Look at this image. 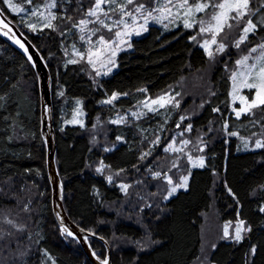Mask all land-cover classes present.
I'll list each match as a JSON object with an SVG mask.
<instances>
[{"label":"trees","instance_id":"16d2710c","mask_svg":"<svg viewBox=\"0 0 264 264\" xmlns=\"http://www.w3.org/2000/svg\"><path fill=\"white\" fill-rule=\"evenodd\" d=\"M51 1L19 0L24 11H13L5 0L0 6L49 67L64 204L92 234L97 257L106 260L110 249L112 264H264V147L238 150L241 135L264 145V105L237 117L230 96L238 58L264 40V0H250L239 22L229 20L223 51L209 55L198 25L152 24L98 80L87 60L69 63L65 53L69 42L79 41L74 25L85 18L90 0H55L54 27L30 28L33 8ZM201 1L211 11L221 0ZM249 19L257 27L237 47ZM169 90L178 94L176 107L111 121L143 97ZM114 93L120 95L113 102H103ZM77 101L83 123L64 124ZM41 107L34 65L0 35V264H93L57 225ZM189 127L182 150L163 149ZM190 157H204L203 166L192 167ZM188 174V186L167 196L169 178L177 184ZM209 215L214 219L206 220ZM237 219L246 222L247 233L225 239L222 224ZM205 220L219 226L215 237L205 231Z\"/></svg>","mask_w":264,"mask_h":264},{"label":"rangeland","instance_id":"374dc122","mask_svg":"<svg viewBox=\"0 0 264 264\" xmlns=\"http://www.w3.org/2000/svg\"><path fill=\"white\" fill-rule=\"evenodd\" d=\"M84 1L86 2L88 0H84ZM148 1H151V2L149 3ZM180 2L181 0H171V3H169L168 0H147V2L146 0H135L134 4L128 5L127 7V11L133 13L132 16H128V15L121 16L119 12H116V13L108 12V16L111 18L110 20L105 18L102 12L99 13L101 18L105 19L106 22H108L110 25H111V21L122 19L126 23L127 27H125L124 23L113 27L112 31H109L108 29H105V28H100L99 24H92V23H89L83 31H81V28L78 27L80 38H79V41L69 42V45L66 46L67 49L65 53L67 55V60L69 61L87 60L89 62V58H90L91 63L89 62V64L95 70V77L93 78L95 80H98L99 77L107 76L117 68L118 54L121 51L130 48L132 45L131 40L134 37H139L143 35L144 33H146L150 25L158 24L166 29H170V28H174L178 26L179 24L185 25L186 21L188 23H191L192 26L198 25L199 31L197 35H198L200 44L205 48V50L208 53H211L212 55L216 51L220 52L218 50L220 44L223 43L225 45L224 40L221 37V34L222 36H224L226 26L223 27L222 31H220L218 30L216 22L212 20L213 14L219 12L220 9L214 7L211 11H205L206 10L205 8L203 11L196 12L193 10L191 14H187L186 8L177 7V5ZM223 2L224 0H221L220 2L215 3V5H218ZM9 3L12 5L11 7L12 9L18 7L17 9L20 11L26 10V8L22 6H17L19 3V0H9ZM94 3H95V0H90V3L88 2L87 12L89 9H91L94 6ZM117 3H120V0H117ZM139 3L145 4L147 11L136 12L135 7H136V4H139ZM188 3L194 9L196 4L205 3V2L201 0H196V2L188 0ZM48 4H46L45 6H36L33 8L34 10L30 12L32 16L34 17L31 25L35 27H44L46 26L48 20L52 21L50 13L51 14L54 13V8L49 9L47 7ZM206 4H209V3L206 2ZM7 5L9 4L7 3ZM101 7L103 11H108L109 9L108 4H102ZM165 7H167L168 11H164ZM153 9H156V11H153ZM148 12H151L152 16L156 17V19L150 18L148 19L147 24H145L144 18L145 16L148 15ZM231 15H235V13H232ZM84 19L95 20V17L85 16ZM200 21H203L204 23L201 24ZM141 25H143V29L141 28ZM95 28H100V31L95 32V34H93V29ZM202 28H207L209 30L202 31L201 30ZM117 31L121 32V36L117 37L115 35ZM249 34L250 32L247 34V37ZM242 35H244L243 30H242ZM81 36L84 37L83 40L81 39ZM100 36L104 37L106 43L104 44L97 43ZM213 36H215L216 43H212ZM205 42H207V45ZM261 45H264V40L250 47V49L246 53L241 55V57L238 58L237 61L242 60L244 57H248L246 61L247 65L257 64V66H259L261 63H264V61H261L259 59L260 57L264 56V48L260 47ZM225 48H226V45L224 49ZM252 49H255V51H252ZM113 52H115V55L112 54ZM245 71H246L245 65L236 64V68L234 71L235 78H234V75H232V78H231L230 96H231V102H232L233 111L235 115H236V112L240 111L242 108L246 107L254 99H256V90L245 86V83L254 82L252 76L241 75V73ZM114 94H115V98H117L120 95L119 93H114ZM161 97L164 98L163 101H160ZM109 101L111 102L114 101L113 95L103 100V102H109ZM178 104H179L178 94L172 90L164 92L163 94L158 95L157 97H152V96L147 95L143 97L136 104L135 107L116 113L114 116L111 117V121L114 123L127 122L132 118L134 119L140 118L144 116L145 114L151 111L158 110L159 108H162L164 106L172 105L173 107H176ZM64 120H63L64 124L65 123H72V124L83 123L84 113L82 109V103L80 101H77L76 106L73 110L72 116L66 119L64 118ZM189 130H190V127L187 130L185 128L184 129L181 128V130L178 133L179 135H177L178 137H175L174 140H172L163 149L167 151L169 154L182 150L183 147L189 142V140L185 137L186 132H188ZM234 133L238 136L240 135L238 131H234ZM180 134H182V136ZM182 137L186 139L181 141L180 139H183ZM257 142L263 145V140L261 138L252 140L248 136L241 135L239 144H238V150L246 151L250 149L260 148V147H257ZM190 158H191L192 167L201 165V160L204 163V157H197V158L190 157ZM189 176L190 174L186 176L187 177L186 181H185V176L182 177L179 181V184L178 183L175 184L176 185L175 187L171 185L172 188L173 187L176 188V191L172 192V188L170 187V191H168L167 195L169 196L170 193L171 195L176 193L178 189L186 188L188 186ZM171 183L172 182H170V184ZM210 217L214 218V215L209 216V219H211ZM206 225H208L209 227L206 226L205 231H209L210 228L213 230L217 227L219 228L217 224H215L214 227L212 228L211 226L213 225L211 224V222L207 223ZM222 225H223L224 238L227 240H237L236 236L238 233H239L240 239H242L249 229V227H247V224L243 219H237L234 222L227 221ZM226 231H227V235L225 234ZM243 231L245 232L243 233ZM205 246H206V243H205ZM202 261H200V263Z\"/></svg>","mask_w":264,"mask_h":264},{"label":"snow or ice","instance_id":"6c2138e0","mask_svg":"<svg viewBox=\"0 0 264 264\" xmlns=\"http://www.w3.org/2000/svg\"><path fill=\"white\" fill-rule=\"evenodd\" d=\"M168 2L171 3V0H168ZM5 3H8L9 7H12V5L9 3V0H5ZM134 3H135V0H120V3H117V0H95L94 6L91 9H89L88 12L86 13V16L95 17V20L81 19L79 21L78 25H74V27H80L81 31H83L89 23L99 24L100 28H105V29H108L109 31H112L113 27H115L119 24H122V23H124L125 27H127L126 23L122 19L121 20H113V21H111V25H110L108 22H106L105 19L101 18L99 13L102 12L103 16L109 20L111 18L108 16V12H113V13L119 12L121 16H125V15L132 16L133 13L127 11V7H128V5H132ZM249 3H250V0H224L223 3H220L218 5H213V7L220 9L219 12L213 14V16H212V20L216 22L218 30L222 31L224 26L231 27L232 25L228 23L229 19L236 20L237 22H239V20L242 19L246 15V12L249 10ZM102 4H108L109 5L108 11H103V9L101 7ZM208 6L209 5L206 3H199V4H196L195 8L193 9V7L189 5L188 0H181V2L177 5V7L186 8L187 14H191L193 12V10L196 12L203 11ZM47 7L49 9L54 8L55 7V0H52V2L47 5ZM15 10L16 9L13 8V11H15ZM135 11L136 12L147 11L145 4H143V3L136 4ZM153 11H156V9H153ZM164 11H168L167 7H165ZM232 13H235V15H231ZM50 15H51L52 20L57 18L55 16V14L50 13ZM150 18L156 19V17L152 16L151 12H148V15L145 16V18H144V23L147 24L148 19H150ZM68 19H71V17H68ZM200 23L203 24L204 22L200 21ZM262 23H264V21H262ZM29 27L33 28V30H34L33 25H29ZM46 27H49V28L54 27L53 24L51 23V20H48ZM185 27H192V24L188 23L186 21ZM256 27H257V25L254 24L251 19H249L247 21V25L243 28L244 35H242L240 40L237 41L236 46L239 47L240 43L243 42L247 38V34L249 32L255 31ZM100 28L93 29V34H95V32L100 31ZM141 28L143 29V25H141ZM201 30L202 31H208L209 29L202 28ZM125 34H127V33H125ZM115 35L117 37H119V36H121V32L117 31L115 33ZM81 39L83 40L84 37L81 36ZM17 43H20V42L17 41ZM97 43L104 44V43H106V41H105L103 36H100ZM205 43L207 45V42H205ZM212 43H216L215 36H213ZM20 46L22 48L24 47L23 44H21ZM224 47H225V45L223 43H221L218 50L223 51ZM260 47L264 48V45H261ZM25 51H27V49H25ZM252 51H255V49H252ZM112 54L115 55V52H113ZM209 55H211V53H209ZM247 59H248V57H244L242 60L237 61V64L245 65L246 71L241 73V75H247V76L253 77L254 82L253 83H245V86L248 88L256 90V99H254L250 104H248L246 107L242 108L240 111L236 112L237 117H239L242 113H247V112L251 111V109H253V108L260 107V106L264 105V63H261L259 66H257V64L247 65L246 64ZM259 59L261 61H264V56L260 57ZM76 62L77 61H75V60L69 61V63H76ZM89 62L91 63L90 58H89ZM97 74H99V73H97ZM233 75L235 78V73ZM113 99H115V94H113ZM163 99L164 98L161 97L160 101H163ZM109 102H111V101H109ZM232 135H235V133H232ZM185 143H187V142H185ZM257 147H264V145L257 142ZM201 166H203L202 160H201ZM186 180H187V177H185V181ZM175 191H176V188H173L172 192H175ZM170 195H171V193H170ZM225 234L227 235V231ZM236 239L237 240L240 239L239 233L237 234ZM104 264H107V262H104Z\"/></svg>","mask_w":264,"mask_h":264},{"label":"water","instance_id":"95a60500","mask_svg":"<svg viewBox=\"0 0 264 264\" xmlns=\"http://www.w3.org/2000/svg\"><path fill=\"white\" fill-rule=\"evenodd\" d=\"M0 35L8 42L20 49L34 65L40 84L41 104H42V133L47 142L48 148V169L53 187V206L56 220L61 229L70 236L78 238L84 247L87 255L93 264H104L97 259L91 249L87 233L77 223H75L66 211L63 200V184L56 165V134L54 127L53 103L51 92V74L47 62L35 44L19 30V26L3 11L0 6ZM19 41L20 43H17ZM23 44L22 48L20 45ZM27 49V51H25ZM110 252V249H109ZM107 264H112L111 258Z\"/></svg>","mask_w":264,"mask_h":264},{"label":"bare ground","instance_id":"6f19581e","mask_svg":"<svg viewBox=\"0 0 264 264\" xmlns=\"http://www.w3.org/2000/svg\"><path fill=\"white\" fill-rule=\"evenodd\" d=\"M19 30L22 31L20 28H19ZM22 32H23V31H22ZM23 33H24V32H23ZM24 34H25V33H24ZM25 35H26V34H25ZM26 36H27V35H26ZM119 94H120V93H119ZM122 96H123V94H122ZM110 104H111V103H110ZM53 115H54V114H53ZM71 116H72V115H71ZM68 117H70V116H68ZM68 117H67V118H68ZM65 119H66V118H65ZM112 120H113V119H112ZM64 121H66V120H64ZM41 124H42V123H41ZM54 125H55V124H54ZM59 174H60V173H59ZM150 176H151V175H150ZM152 176H154V174H152ZM167 176L169 177V175H167ZM161 177H162V176H161ZM163 178H164V176H163ZM189 178H190V176H189ZM149 180H150V178H149ZM163 180H164V179H163ZM169 180H170V181L172 180L171 177L169 178ZM143 181H144V180H143ZM172 181H174V180H172ZM172 181H171V182H172ZM176 181H177V180H176ZM176 181H175V182H176ZM144 182H146V181H144ZM167 182H168V181H167ZM175 182H173V183L170 184V187H171V188H172L171 185H173L174 187L176 186V185L174 184ZM149 184H150V183H149ZM162 184H164V183H162ZM162 184H161V185H162ZM178 184H179V183H178ZM164 185H165V184H164ZM145 187H146V184H145ZM156 187H157V186H156ZM163 187H164V186H163ZM163 187H162V188H163ZM167 187H169V186L167 185ZM167 187H166V189H168V190L170 191V189L167 188ZM174 187H173V188H174ZM173 188H172V189H173ZM144 189H145V188H144ZM182 189H183V188H182ZM147 190H148V189H147ZM155 190H156V189H155ZM159 190H160V189H159ZM168 190H167V191H168ZM179 190H180V189H179ZM153 191H154V190H153ZM157 191H158V190H157ZM167 191H166V194H168ZM177 192H178V191H177ZM177 192H176V193H177ZM146 193H147V192H146ZM148 193H149V190H148ZM161 193H162V192H161ZM176 193H175V194H176ZM158 194H159V193H158ZM63 195H64V190H63ZM151 196H152V193H151ZM167 196H168V195H167ZM171 196H172V195H171ZM63 197H64V196H63ZM153 197H154V196H153ZM155 198H156V197H155ZM168 199H170V198L168 197ZM63 200H64V198H63ZM149 200H150V199H149ZM146 201H147V198H146ZM148 202H149V201H148ZM64 205H65V204H64ZM65 208H66V206H65ZM211 209H212V208H211ZM53 211H54V210H53ZM66 211H67V209H66ZM67 212H68V211H67ZM208 212H211V210L208 211ZM208 212H206V214H207ZM208 214H209V213H208ZM212 214H213V213H212ZM53 216H54V214H53ZM69 216H70V215H69ZM209 216H210V215H209ZM70 217H71V216H70ZM204 217H205V216H204ZM206 218H207V217H206ZM210 218H211V217H210ZM212 218H213V217H212ZM212 218H211L210 220H212ZM213 219H214V218H213ZM215 219H216V217H215ZM72 220H73V219H72ZM206 220H209V218L206 219ZM206 220H205V222H206ZM55 221H56V220H55ZM221 221H222V220H221ZM227 221L230 222L231 220H227ZM227 221H224V222H227ZM235 221H236V220H235ZM231 222H232V221H231ZM233 222H234V220H233ZM76 223H77V221H76ZM214 223H215V222H211V224L213 225V226H211L212 228H213L214 225H215ZM206 224H207V222H206ZM57 225H58V223H57ZM204 225H205V224H204ZM209 225H210V224H209ZM218 225H219V224H218ZM235 225H236V224H235ZM244 225H245V224H244ZM205 226H208V225H205ZM205 226H204V227H205ZM58 227H59V225H58ZM208 227H209V226H208ZM208 227H207V229H208ZM245 227H246V226H245ZM247 227H248V226H247ZM60 228H61V227H60ZM245 229H246V228H245ZM83 230H84V229H83ZM205 230H206V229H205ZM62 231H63V230H62ZM212 231H215V230H213V229L210 228L209 232H211V236H210L211 238H212V236H214V235H213L214 232H212ZM63 232H64V231H63ZM244 232H245V231H243V233H244ZM64 233L67 234L66 232H64ZM86 233H87V237H86V238L89 239L88 237L92 236V234H91V233H88V232H86ZM207 233H208V231H207ZM215 234H217V233H215ZM67 235H69V234H67ZM207 235H208V237H209V234H207ZM71 237H73V236H71ZM214 237H215V236H214ZM74 238L77 239V241L82 245V248H84L82 242H81L78 238H76V237H74ZM211 238H208V239L211 240ZM215 239H216V238H215ZM211 241H213V239H212ZM214 241H215V240H214ZM88 242H89V240H88ZM206 244L208 245L207 242H206ZM89 245H90V243H89ZM90 247H91V245H90ZM208 247H209V245L207 246V248H208ZM91 249H92V247H91ZM92 250H93V249H92ZM93 252H94V251H93ZM94 254L96 255L95 252H94ZM108 254H109V255H108V258H107L106 260H100V259L97 257V255H96V257H97L98 260H100V261H102V262H107L108 259L111 258V250H110V252H108ZM111 259H112V258H111ZM111 262H112V261H111Z\"/></svg>","mask_w":264,"mask_h":264}]
</instances>
